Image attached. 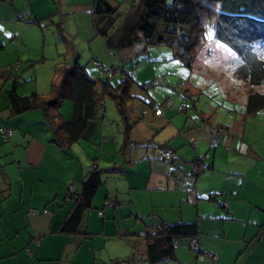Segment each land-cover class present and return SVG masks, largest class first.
Segmentation results:
<instances>
[{"label": "crops", "instance_id": "1", "mask_svg": "<svg viewBox=\"0 0 264 264\" xmlns=\"http://www.w3.org/2000/svg\"><path fill=\"white\" fill-rule=\"evenodd\" d=\"M7 1L17 13L22 9L30 12L34 21L66 17L69 23L92 24L93 0H0L1 3ZM128 51L137 52L134 47ZM93 57L92 60L106 64V54L99 52ZM136 73L137 69H134L129 75L134 78ZM160 80L158 85L167 84ZM197 90V87L189 89L192 93ZM170 92L161 91L160 101H144L152 113L155 112L153 103L160 111L159 116L148 120L147 124L135 113L127 114V121H121L123 126H132L126 133L124 131V139L114 144L119 145L120 151L123 146H126L123 152L134 151L132 160L138 165L132 170L136 173L131 172L121 180L118 185L122 189L121 196L119 191L117 197L114 196L109 187L106 190L111 193L103 191L102 217L95 208L87 213L82 230L91 234V239L66 235L61 228L71 211L67 191L69 186L79 187L86 173L83 165L78 163L74 167L70 161L68 166L58 169L59 160L55 162L54 159L61 150L49 142V131L43 132L40 125L25 128L21 123L27 121L33 125L36 121L39 124L41 112L39 118H34V113L32 117L23 114L13 117L7 110L8 100L0 102V264H112L113 260H123L130 255L131 248L125 237L150 225L145 223L146 218H152L158 224L196 225L199 252L192 251L191 238H182L177 242L173 258L164 264H264V204L259 203V196L263 198L264 192L259 194L254 183L248 182L250 172L258 166L254 168L253 162L259 164V151L244 136L245 124H233V131L237 133L231 132L229 127L225 129L223 124L212 119L206 122V113L196 107H192L191 116L176 115L177 110L183 112L186 107L173 95L168 97ZM149 95L148 92L147 97ZM132 99L137 98L133 96ZM148 103H152L151 106ZM177 105L175 110L173 106ZM104 110L103 121L88 124L85 131L87 135L83 140L94 141L87 146H96L89 155H94L98 149L103 151L104 145L109 144V139L103 137L107 122L106 108ZM112 118L113 122L117 120L114 115ZM142 124L147 134L138 131ZM220 125L223 130H216L221 129ZM5 128L14 129L8 141L1 137ZM90 130L92 137L88 139ZM24 132L31 134L23 136L24 140L30 141L18 151L16 147L24 141L21 139ZM133 133V141L138 146L130 141ZM147 138L157 141L153 149L142 145ZM98 141L100 144L97 145ZM5 142L10 144L7 146ZM162 144L179 156V162L173 167L157 156V147ZM198 159L208 164L209 169L197 176L195 193L191 194L187 189L177 187L175 178L188 175L191 163ZM173 169L176 172L171 173ZM143 171L148 173V180L139 185L143 181L139 172ZM144 184L155 192V197L145 201L138 197ZM111 197L113 201H110ZM109 203L113 204L110 208ZM126 203L128 208L125 209ZM153 222L151 226L156 225ZM96 238H99L98 243L93 242ZM88 239L93 242L92 246L85 247ZM109 241L114 243L108 244Z\"/></svg>", "mask_w": 264, "mask_h": 264}, {"label": "trees", "instance_id": "2", "mask_svg": "<svg viewBox=\"0 0 264 264\" xmlns=\"http://www.w3.org/2000/svg\"><path fill=\"white\" fill-rule=\"evenodd\" d=\"M117 10L110 0H93L91 8L95 37L101 38L112 58L113 52L124 53L136 44L144 45L142 52L147 47L165 46L172 50L173 59L192 70L201 53L208 55L210 59L214 57L210 54L208 45L218 43L222 47L214 45L217 50L230 52L226 72L232 73L236 82H242L237 91L243 90L246 93V115L252 116L264 110V0H139L120 24L117 23ZM27 14L29 13H24ZM32 22L34 23L29 24H37L39 21ZM78 59L79 56L72 50L64 56L46 94L19 96L15 80L11 89L6 91L9 115L15 117L33 111L41 112L42 122L39 125H45L44 129L50 133L49 142L63 151L69 150L83 138L88 124L96 120L103 121L105 97L114 101L122 121H127L126 100L133 98L130 96V87L136 83L130 75H126L118 87H114L108 79H94L89 71L99 70L103 73L105 69L98 61L92 60L88 71L86 65L79 64ZM128 59L131 61L127 56L124 61L128 62ZM138 64L140 63L137 62ZM114 69L120 68L111 67L110 70ZM146 86L147 84L141 85L142 88ZM148 86H154L153 82ZM66 102L70 103V111L66 112L68 116L63 110ZM148 104L151 106L152 103ZM154 105L156 104L153 103L152 107ZM185 110L187 109L182 111ZM155 113L159 115L160 111L157 113L155 110ZM209 120L211 117L205 121L209 123ZM221 126L223 125L220 128ZM222 128L216 130L221 131ZM129 129L130 125H126L125 133ZM12 130L14 129L5 128L6 135L1 134L4 141L9 140ZM125 148L123 146L121 151ZM166 150L175 159L168 161L161 158L160 151ZM156 151L159 160L169 167L179 162L177 153L166 144L159 145ZM202 166L205 168L201 170ZM207 169L208 164L200 159L194 160L190 173L179 175L175 178V184L191 193L189 189L194 190L197 176ZM173 172L176 170L173 169L171 173ZM102 173L98 166L93 165L82 177L78 188L69 186L73 187L72 191H67L71 211L61 226L64 234L91 237V234L82 230V225L87 213L94 210L93 200L103 184ZM111 206L113 204L109 203V207ZM97 213L100 217L103 216V212ZM196 233L195 224L148 225L141 232L130 235L135 237V241L129 243L130 255L123 260H113L112 264H164L173 258L178 240L195 238ZM141 244L143 247H137ZM139 249L143 250L140 254Z\"/></svg>", "mask_w": 264, "mask_h": 264}, {"label": "rangeland", "instance_id": "3", "mask_svg": "<svg viewBox=\"0 0 264 264\" xmlns=\"http://www.w3.org/2000/svg\"><path fill=\"white\" fill-rule=\"evenodd\" d=\"M110 1L118 8L117 13L119 17L117 23L120 24L122 18L134 8L139 0ZM24 10L25 9H22V11L17 13L10 2H0V102L5 103V101H7L6 91L11 89L13 80L17 83L16 92L19 96H28L31 93L40 95L46 94L53 81L58 64L62 62L64 56L71 52V50L79 56V64L82 66L86 65L88 71L92 66L91 58H94V54L99 52L104 55L106 54L108 59V61L106 59V64L102 63V61L99 62L105 71H103V73L99 70H94L93 72L89 71V75L94 79H108L114 87H118L121 80H124L131 71L137 69V73L134 77L136 83L133 87H130L132 88L130 89V96H135L137 99L126 100V112L128 115L135 113L137 118H143L145 121L144 124H147L149 122L148 120L155 119V117L159 116L155 115V112L152 113L145 102H148L150 99L160 101L161 96L159 93L164 90L171 91L168 97L173 95L176 97V100L183 102L187 109L185 112H179V110H177L178 112L176 111V113H174L176 115L191 116L193 113L192 107H196L198 111L205 112L207 118L211 117V121L229 127L231 132L237 133V131H233V124H245L246 129L244 131V136L248 137L250 139H248V142L253 143L252 146L259 151V164L258 162H253L252 166H254V168L255 165L258 166L257 169L250 172L252 174L248 176V182L254 183V187L259 194L264 192V110L252 116L246 115L244 106L246 93L243 90L237 91L242 82H236L233 74L231 73V75L226 72L228 69L226 67L230 60V52L224 51V49L217 50L215 48V46L222 47V45L218 43H215V46L209 44V52L213 54L214 57L210 59L208 55L201 53L195 61V67L192 70L185 66H181L173 59L172 50L165 46L147 47L145 52H142L141 50H143L144 45L136 44L134 50L137 52L133 53L132 51H127L119 54L115 51L113 52L114 57L111 59L101 38L95 37L94 31H92V24L87 25L83 22H80L79 25L77 23H69L67 19L65 20L66 17L61 19L56 17L55 19L45 21L38 20L39 22L37 24H29L34 23L32 22L34 18L31 14L24 15ZM14 19V22H9V20ZM18 19H22V22ZM209 39L212 40V38ZM95 48L97 50H95ZM124 56L130 58V60L134 59L132 61L128 59V62H126L124 61ZM137 62L141 64V67H136ZM111 67H118L120 69L110 70ZM121 70H124L123 74ZM154 79L159 82H161L160 79L165 80L167 84L154 85L149 88H147L148 85L144 88L140 87L143 82L148 83ZM193 87H198L201 90L192 93L189 89ZM231 89H233V91ZM147 91L150 93L148 97ZM170 105H173L172 101ZM177 107L178 105L173 106L175 110ZM104 108H106L107 111V122H105V134L103 137L105 136L109 139V144L104 145L103 151L98 149L97 153L89 155L91 152H94L96 146H93V148L87 146L89 142L94 141L83 140L86 138L85 136L87 134H85V136L73 146V149L61 150L60 154L54 159L55 162L59 160V164L57 163L58 169L68 166L70 161L73 162L74 167H77L78 163L81 166L83 165L82 167L86 172L89 171L94 164L99 166V170L103 171V184L96 193L97 199L94 198L93 207L101 212H103L102 208L105 205L103 203L105 198L103 191L111 193L110 190H108V192L106 190V188L109 187L115 193V195L113 194L114 196L117 197L116 192L118 191L121 196L122 192L120 190L122 189L118 185L122 183L121 180H123L125 176L130 175L131 172L136 173L132 168L138 165V162L133 163L132 160L134 158V151L121 152L119 149L120 147H118L119 145L114 144L117 140L118 143H120L121 140L124 139L123 133L125 131V126L122 125L120 113L110 97H105ZM63 110L65 115L68 116L66 112L67 110L70 111L69 102H66V107H64ZM33 113L35 115L34 118H39L40 112L37 113L35 111L23 115L32 117ZM112 115H114V117L116 116L117 119L114 122L111 121L113 120ZM96 121L101 123L100 120ZM37 122L40 123V120ZM21 123L25 128L34 125L37 127L39 125L36 124V121L33 125L31 122L27 123V121L26 123ZM144 124L138 128L141 134H147L143 131ZM130 126L132 125L130 124ZM40 127L44 129L45 125L42 124ZM91 131L92 130L89 131V137L87 136L88 139L92 137V134H90L92 133ZM43 132L47 131L45 130ZM26 134L31 136L30 133L24 132L21 136L22 140H24V135L28 137ZM129 138L132 143H135V146H138L136 144L137 142L133 141L135 140L134 133ZM27 141L30 140L22 141V144L17 146L16 149L18 151H20V149L23 150ZM99 142L100 141L96 142V144H100ZM155 142L157 141L154 139H148V141L144 142L142 145L150 146L153 149ZM158 142L161 143V141ZM5 144H7V142H5ZM9 144L10 143H8L7 146ZM100 160L103 161L101 162ZM110 169H114V171H110ZM139 174L140 178L143 180L139 185L146 183L148 180V173L143 171L139 172ZM151 191L152 190L144 184L142 192H139L137 195L145 201L147 199H152L153 196L155 197V192ZM132 196H134V192H132ZM261 198L262 197L259 196V203L262 202L264 204V197L262 201ZM113 200L114 199L111 197L110 201ZM125 205L124 208H128L127 203ZM128 211L129 209H127V212ZM152 220V218H146L145 223L151 225V222H153ZM153 223L156 225L158 224L156 222ZM90 239L87 240L88 243L85 244V247L92 246L91 243L93 242H99V238H96L93 242ZM125 239L126 241L128 240L129 243L135 241L134 236H127ZM138 239L143 241L142 238ZM107 243H114V241H109ZM117 243L122 244V242ZM137 247H143V244ZM140 252H143V250H140L139 254Z\"/></svg>", "mask_w": 264, "mask_h": 264}, {"label": "built area", "instance_id": "4", "mask_svg": "<svg viewBox=\"0 0 264 264\" xmlns=\"http://www.w3.org/2000/svg\"><path fill=\"white\" fill-rule=\"evenodd\" d=\"M96 65L99 66L97 63H96ZM158 84H160L159 81H155L153 83V85H158ZM153 109H155L157 111V113H158V110L159 109H158L157 105H154L153 106ZM1 134L2 135H6V132L3 130V131H1ZM160 156H161V158H164V159H166L168 161L175 159V156L170 151H168V150H166V151H160ZM203 168H205V166H202L201 170ZM69 189L72 191L73 190V187H70ZM189 191L194 194V190L193 189H189ZM190 247H191L192 251H194L195 253H198L199 252L198 241H197L196 238H192L190 240Z\"/></svg>", "mask_w": 264, "mask_h": 264}]
</instances>
